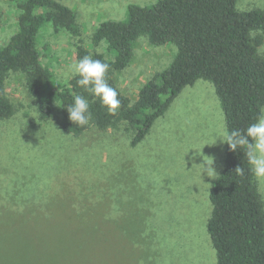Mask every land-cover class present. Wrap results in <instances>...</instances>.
<instances>
[{
    "label": "rangeland",
    "instance_id": "rangeland-1",
    "mask_svg": "<svg viewBox=\"0 0 264 264\" xmlns=\"http://www.w3.org/2000/svg\"><path fill=\"white\" fill-rule=\"evenodd\" d=\"M20 1L0 0V46L17 32ZM157 1L62 0L76 13L79 35L48 25L38 45L56 83L74 77L78 46L113 60L92 40L101 23ZM238 9L264 10V0H238ZM176 52L142 37L130 64L111 78L135 102ZM5 83L16 114L0 122V264H217L209 196L224 169L227 127L211 82L186 87L136 147L125 122L67 133L57 111L40 118L23 73H9ZM201 164L216 177L201 173ZM256 185L264 200V179Z\"/></svg>",
    "mask_w": 264,
    "mask_h": 264
},
{
    "label": "trees",
    "instance_id": "trees-1",
    "mask_svg": "<svg viewBox=\"0 0 264 264\" xmlns=\"http://www.w3.org/2000/svg\"><path fill=\"white\" fill-rule=\"evenodd\" d=\"M16 8L17 32L0 46V122L16 114L5 83L11 72L25 75L42 120L57 111L62 129L75 136L90 125L107 130L125 122L133 132L132 147L144 140L179 94L199 80L214 85L227 133L256 122L264 107V55L260 54L264 31H258L264 30V10L241 11L238 0H158L151 6L129 5L123 21L101 23L92 40L95 45L104 43L113 60L83 46H78L76 59L78 62L90 55L109 65L106 79L121 101L116 113L110 115L98 99L77 84L79 77L74 76L68 86H60L53 70L43 62L38 46L41 31L51 25L56 31L78 36L76 13L62 0H21ZM142 37L154 46L173 44L177 52L169 67L146 83L133 102L116 88L111 76L130 64ZM75 95L89 101V125L76 126L68 118L66 108ZM237 167L243 169L241 174ZM249 169L243 150L233 151L226 143L224 169L209 196L212 213L207 232L217 264H264V200Z\"/></svg>",
    "mask_w": 264,
    "mask_h": 264
},
{
    "label": "clouds",
    "instance_id": "clouds-1",
    "mask_svg": "<svg viewBox=\"0 0 264 264\" xmlns=\"http://www.w3.org/2000/svg\"><path fill=\"white\" fill-rule=\"evenodd\" d=\"M264 31V30H258ZM109 65L100 59H93L86 55L78 62L70 66V72L79 77L77 84L86 92H89L95 99H98L101 106L105 107L110 115H114L120 107L121 101L118 98V91L112 87L106 79ZM89 101L82 95H75L73 102L66 108L69 120L76 126L89 125L92 120V113L89 110ZM221 139L235 151L238 148L243 150L244 156L250 166V171L260 179H264V107L260 109L256 122L245 129L233 130ZM209 165V164H208ZM201 166V173L206 172L210 178H215V171L209 166ZM241 174L243 169L236 168Z\"/></svg>",
    "mask_w": 264,
    "mask_h": 264
}]
</instances>
